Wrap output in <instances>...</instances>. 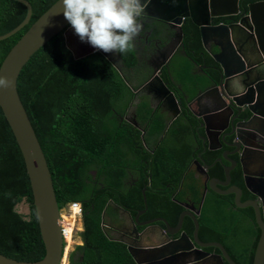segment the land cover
<instances>
[{"label":"flooded vegetation","instance_id":"af4514ba","mask_svg":"<svg viewBox=\"0 0 264 264\" xmlns=\"http://www.w3.org/2000/svg\"><path fill=\"white\" fill-rule=\"evenodd\" d=\"M252 1L255 0H242L240 5ZM145 12L163 14L147 5ZM146 13L143 12L140 17L142 30L134 41L132 54L136 58L139 53L141 59L148 60L152 66L137 87L134 88L128 81L132 66H125L124 54L107 56L103 51L102 54L112 66L119 69L116 68L118 75L126 85L122 89L127 94L121 99L115 98V95L114 106L110 113L107 112L112 129L119 136H135L137 132L140 135L135 153L128 154L123 165L125 176L122 177L121 186L108 190L119 199L123 192L126 195L128 191L141 188L142 193L145 187L147 206L137 208L135 214L138 210H145L139 219L155 220L145 226H137V230L140 232L148 228L154 237L150 239L131 234L132 222L125 212H119L112 199H109L112 202L108 203V200L107 203L116 213V218L110 227V233L113 237L142 246L158 245L165 237L176 238L183 232L192 238L194 224L190 234L184 227L186 219H191L190 217L185 216L181 228L173 234L166 233L165 222L173 229L183 210H190L197 217L203 204H207L211 216L220 219L214 225L216 231L213 239L201 240L199 228L198 238L202 242L220 243L236 264H247L252 255V264L261 234L256 210L261 213L264 223V134L259 127L260 121L246 106H242L233 109L230 114L238 127H232L230 121L226 122L230 110L224 94L215 91L216 84H210L209 92L201 91L209 83L207 75L218 81L216 73L209 67L215 63L206 52L204 56L199 54L202 45L196 51L192 47V40H179L177 26L151 18ZM187 21L193 25L189 19ZM224 22L228 20L224 19ZM152 43L157 47L154 51L147 52V47ZM148 54L150 58L147 59ZM248 57L259 64L253 69V75H262L264 79V58L260 55ZM182 63L192 68V77L180 79ZM197 79L202 80L200 88L195 81ZM255 82L250 87L254 88ZM243 89L247 95L248 92H255L248 87ZM206 95L215 98L213 105L205 104ZM213 110L216 112L211 114ZM194 114L203 116L206 123L203 124L202 117ZM235 133L238 134L237 138ZM160 174L165 177H160ZM193 183L199 192L198 199L188 189ZM102 187L103 185L98 187L97 196H101ZM170 200H176L183 207L177 220L171 214L164 213L165 208L157 210L162 201ZM116 204L123 207L121 203ZM123 208L132 213L128 208ZM153 211L157 213L153 214ZM79 221L80 229L82 228V221L75 218L74 230L79 227ZM201 249L207 253L220 254V249L216 246ZM223 262L230 264L224 259Z\"/></svg>","mask_w":264,"mask_h":264},{"label":"trees","instance_id":"16d2710c","mask_svg":"<svg viewBox=\"0 0 264 264\" xmlns=\"http://www.w3.org/2000/svg\"><path fill=\"white\" fill-rule=\"evenodd\" d=\"M28 1L32 7L29 22L0 40V64L28 27L56 0ZM25 15L23 3L0 0V35L18 25ZM182 27L183 38L192 40V47L199 51L198 31L189 21ZM123 60L125 66L133 65L132 51L124 54ZM125 86L117 69L99 51L74 58L62 31L29 58L17 77V91L46 158L58 207L79 201L83 210V229L78 233L81 243L69 253L67 264H137L126 244L110 233L116 213L107 205L112 199L132 215L144 206L141 188L126 195L123 192L119 199L109 192L121 186L127 155L134 154L139 144L138 132L135 136L115 135L107 114L114 106V96L121 99L127 94L122 89ZM100 185L102 194L97 196ZM188 189L195 198L200 197L194 183ZM22 201L28 204L27 213L18 210ZM162 207L175 220L183 209L176 200L162 201L157 210ZM209 212L203 204L197 216L201 240L213 239L214 225L220 219ZM184 227L190 234L192 220L186 219ZM0 253L25 261L44 255L25 163L1 108ZM251 257L247 264H251Z\"/></svg>","mask_w":264,"mask_h":264},{"label":"water","instance_id":"95a60500","mask_svg":"<svg viewBox=\"0 0 264 264\" xmlns=\"http://www.w3.org/2000/svg\"><path fill=\"white\" fill-rule=\"evenodd\" d=\"M16 1L26 6V15L18 25L1 34L0 40L16 33L30 20L32 14L30 2L28 0ZM241 1L142 0V4L144 13H146V5L155 12H163V14L146 13V15L159 19L166 24L177 26L180 41L184 36L182 24L186 23L187 19L196 26L202 45L199 54L204 56L206 52L210 56L215 64H211L209 67L216 73L218 78V81H215L207 75L209 83L205 84L201 91L204 93L209 92L210 84H216L215 91L224 94L223 97L230 110L225 121H230L232 127H238V123L233 122L234 117L230 118L231 111L246 106L254 117L256 116L259 119L260 130L264 134V79H262V75H253V69H256L259 64L248 57V55H260L264 58V0L246 2L242 6L240 5ZM224 19L228 22H224ZM71 29L73 28L63 16L61 0H56L28 27L10 48L0 64V76L7 77L12 81L10 88H0V108L11 128L25 163L38 228L44 245V255L40 259L34 261L17 260L0 253V264H61L62 257L65 254L61 234V216L51 173L18 94L17 77L24 64L45 42L58 32L62 31L64 34ZM192 35L191 32L190 36L192 37ZM73 54L76 58L85 55L74 53V51ZM195 81L200 88L202 80L197 79ZM254 82V88L250 87ZM243 87H248L249 90L255 92L253 94L248 92L249 95H247ZM261 97L263 98L260 99ZM239 99L243 100L239 101ZM214 102L215 98L213 96L206 95V105H213ZM215 112L213 110L211 114ZM201 117L202 123H206L205 118ZM237 136L238 134L235 133V138ZM230 190L233 191L234 189ZM142 194L146 207L145 187L142 189ZM236 200L239 202L238 198ZM110 202L112 200H109L108 203ZM113 204L118 207L120 213L125 212L132 222L131 234L145 236L150 239L154 237V234L148 231V228H144L140 232L137 230V226H145L155 220L141 221L139 216L145 210H138L132 216L122 206L116 203ZM256 211L261 234L256 244L252 264H264V223L261 219V213L258 210ZM262 214L264 215V213ZM185 216L190 217L194 224L192 238L185 232L176 238H166L162 232L161 234L165 237L162 243L143 246L116 237L114 239L123 241L126 244L128 252L137 264H224L223 259L230 264H236L220 243L202 242L198 238L199 222L190 210H183L179 214L177 225L173 229L165 222L166 233L173 234L177 232L181 228ZM159 220L165 221L162 218H159ZM194 245L198 247H194ZM207 246L218 247L220 254L202 251L201 248Z\"/></svg>","mask_w":264,"mask_h":264},{"label":"clouds","instance_id":"9594fccd","mask_svg":"<svg viewBox=\"0 0 264 264\" xmlns=\"http://www.w3.org/2000/svg\"><path fill=\"white\" fill-rule=\"evenodd\" d=\"M61 9L75 34L96 51L127 54L134 50V41L142 30L140 23V17L144 12L142 0H61ZM64 40L66 47L71 50L65 36ZM11 86V79L0 76V88L8 89ZM71 202L62 208L69 207ZM71 211L69 208V214ZM82 214L83 210L79 216L81 221Z\"/></svg>","mask_w":264,"mask_h":264},{"label":"crops","instance_id":"0c3cea01","mask_svg":"<svg viewBox=\"0 0 264 264\" xmlns=\"http://www.w3.org/2000/svg\"><path fill=\"white\" fill-rule=\"evenodd\" d=\"M64 36L66 37L67 40V45L70 46V48L74 51V53L84 55L89 54L91 52L96 51L95 48H93L89 43L87 42H82L80 38L75 34L74 29L68 30L66 33H64ZM155 43H152L147 47V52L150 50H155ZM109 55H114V53H107ZM117 54V53H116ZM115 54V55H116ZM82 56V57H84ZM150 58L149 54L147 59ZM131 70L129 74V80L131 85L135 88L138 86V84L145 78V76L148 75L149 71L151 70V64L148 62V60H143L141 59L139 53L138 57H134V63L131 65ZM117 68L116 66H114ZM118 69V68H117ZM119 70V69H118ZM192 68L187 64L182 63L181 69H180V79H186V77H192L193 73H191ZM78 218V217H76ZM80 220V217H79Z\"/></svg>","mask_w":264,"mask_h":264},{"label":"rangeland","instance_id":"374dc122","mask_svg":"<svg viewBox=\"0 0 264 264\" xmlns=\"http://www.w3.org/2000/svg\"><path fill=\"white\" fill-rule=\"evenodd\" d=\"M18 210L23 212V213H27L28 212V204L25 203V201H22L19 205H18ZM69 214V207L66 206L64 208H60V215H61V220L64 219L65 220H68L66 219V217L68 216ZM75 210H72L71 213L69 214V216H75ZM76 217V216H75ZM78 220H79V217H78ZM80 221H79V227L75 229V232L74 234L72 235L70 241L68 242L67 245L64 246V255L62 257V261H61V264H67L68 262V255L69 253L71 252V250L74 248L75 245L77 244H80L81 243V239H80V236H79V231H80ZM67 251V252H66Z\"/></svg>","mask_w":264,"mask_h":264},{"label":"built area","instance_id":"2783aa9c","mask_svg":"<svg viewBox=\"0 0 264 264\" xmlns=\"http://www.w3.org/2000/svg\"><path fill=\"white\" fill-rule=\"evenodd\" d=\"M69 208L72 210H75V216L79 217L81 216L82 208L79 202H71L69 204ZM69 215V214H68ZM74 221L61 220V234L63 237V246L67 245L70 241L72 235L74 234Z\"/></svg>","mask_w":264,"mask_h":264},{"label":"bare ground","instance_id":"6f19581e","mask_svg":"<svg viewBox=\"0 0 264 264\" xmlns=\"http://www.w3.org/2000/svg\"><path fill=\"white\" fill-rule=\"evenodd\" d=\"M75 218H76V217L73 216V215H72V216H69V215H68V216L66 217V219H68L69 221H74ZM65 221H66V220H65Z\"/></svg>","mask_w":264,"mask_h":264}]
</instances>
